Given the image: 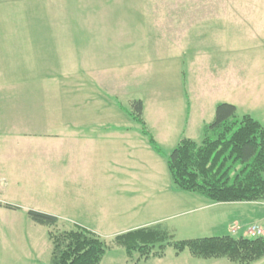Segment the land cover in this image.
Listing matches in <instances>:
<instances>
[{"label":"crops","instance_id":"obj_1","mask_svg":"<svg viewBox=\"0 0 264 264\" xmlns=\"http://www.w3.org/2000/svg\"><path fill=\"white\" fill-rule=\"evenodd\" d=\"M35 1L0 0V206L25 213L44 210L55 217L61 212L101 215L92 226L79 222L93 233L90 227L110 221L112 210L104 211L105 204L146 196L137 168L147 166L136 155L143 142L127 114L128 102L136 100L128 89L137 83L129 73L151 64L146 3L82 1L73 32L69 3L57 13L55 2ZM160 7L161 40L177 42L182 3ZM79 32L85 41L80 46L73 43ZM192 197L188 201L204 212L205 225L222 236L236 234L238 221L249 213L264 218V200L215 204ZM45 203L53 211L41 208ZM183 203L172 195L165 207Z\"/></svg>","mask_w":264,"mask_h":264},{"label":"rangeland","instance_id":"obj_2","mask_svg":"<svg viewBox=\"0 0 264 264\" xmlns=\"http://www.w3.org/2000/svg\"><path fill=\"white\" fill-rule=\"evenodd\" d=\"M38 1L55 2L57 13L64 11L60 9L64 2L69 3L74 32L77 28L74 20L81 12L80 3L98 0ZM122 1L146 3L144 11L148 34L151 35V64L143 65V72L129 73L135 75L137 83L132 84L128 91L145 106L149 124L143 118L158 151L136 127L143 142L140 148L137 146L136 155L147 166V169L137 168L138 176L145 181L144 185L139 186L144 192L142 195H146L145 200H129V196L124 195L127 198L125 201L114 202L111 207L104 205V211L112 210L108 217L110 221L104 227L98 226V229L90 227L96 229L93 233L105 245L100 264H240L226 258H196L188 249L177 252L174 246L177 242L224 234H220L217 228L205 225L204 212L198 210L197 203L188 201L195 200L192 196L198 195L179 192L174 188L166 158L182 138L201 143L203 129L213 120L215 107L219 103L234 105L238 120L249 115L264 127V0ZM174 1H179L183 6L180 9L182 23L178 20L182 37L177 42L161 40L163 30L158 14L162 4ZM124 12L132 10L126 9ZM127 22L130 24V21ZM123 30L128 32L126 28ZM81 33L73 36L77 40L73 43L79 42V46L85 43L81 41ZM99 43L103 44L101 41ZM141 54L148 57L147 52ZM120 116L123 114L120 113ZM172 195L182 198L185 203L179 207H165ZM41 208L53 211V205L47 203L41 204ZM39 212L51 213L44 210ZM87 215L61 212L56 216L57 228L75 230L82 227L79 222L88 226L91 221L96 224V218H101V215ZM254 223L261 226L260 237L264 238V218L260 220L253 213L238 221L240 230L232 236L254 238V235L246 234L248 227ZM141 227L156 228L168 234L162 257L151 254L146 259L140 258L138 253L128 257L124 249L114 242L116 235ZM47 233V227L30 221L24 211L0 206V264H49L51 245ZM157 251L158 246L153 253ZM251 264H264V257Z\"/></svg>","mask_w":264,"mask_h":264},{"label":"trees","instance_id":"obj_3","mask_svg":"<svg viewBox=\"0 0 264 264\" xmlns=\"http://www.w3.org/2000/svg\"><path fill=\"white\" fill-rule=\"evenodd\" d=\"M236 108L219 103L213 120L203 129L197 144L182 138L166 158V167L174 188L196 194L211 203L258 202L264 199V127L249 115L237 119ZM127 114L155 147L143 118L140 99L128 102ZM10 208L11 206H6ZM30 221L48 228L51 245L49 264H100L105 245L84 228L60 230L55 216L28 210ZM165 231L141 227L114 237L128 257H162ZM158 246L157 252L153 253ZM177 252L188 249L201 259L226 258L231 262L251 264L264 257V238H235L231 235L183 240L175 243Z\"/></svg>","mask_w":264,"mask_h":264},{"label":"built area","instance_id":"obj_4","mask_svg":"<svg viewBox=\"0 0 264 264\" xmlns=\"http://www.w3.org/2000/svg\"><path fill=\"white\" fill-rule=\"evenodd\" d=\"M248 231L250 232L249 234L254 235V236L262 235V230L258 228L256 225L251 226Z\"/></svg>","mask_w":264,"mask_h":264}]
</instances>
